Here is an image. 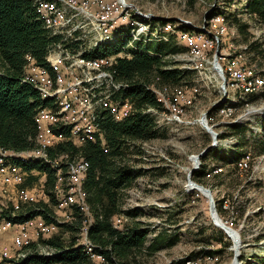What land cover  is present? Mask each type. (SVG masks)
<instances>
[{"label": "rangeland", "instance_id": "1", "mask_svg": "<svg viewBox=\"0 0 264 264\" xmlns=\"http://www.w3.org/2000/svg\"><path fill=\"white\" fill-rule=\"evenodd\" d=\"M97 1L114 6L115 12L124 11L121 13L124 21H116L115 32L107 36L100 35L92 24L84 27L85 41L91 38L92 43L102 42L114 37L113 41L106 43L114 44L120 37H125L127 43L120 51L125 56L133 50L144 51V47L137 46L139 42H170L173 37V42L185 47L186 51L166 56L164 59L170 62L166 68L193 71L187 82L167 85L163 89L154 86L157 100L164 108L156 121L157 127H162L159 137L149 142L133 143L119 159L121 164L141 170L132 183L121 190L119 197L123 210L138 209L139 214L132 216L124 212L127 220L117 217L114 226L120 228L122 222L130 226L140 225L148 230L146 245L158 234L177 238L173 245L155 251L143 247L131 252L128 263L184 264L204 255L202 264H237L235 249L239 244L240 264H264V24L246 12L247 0ZM99 3L91 4L92 14L99 12ZM218 13H224L226 17ZM71 19L77 27L80 22L84 24L80 15ZM155 20L158 22L152 24ZM162 20L166 23L161 24ZM240 24L248 28L240 29ZM169 26L170 33H166L165 28ZM72 27V31L78 29ZM193 27L208 31L203 34ZM179 31L189 32L192 40L181 38ZM157 46L156 43L150 45L153 50ZM193 48L203 55L193 54ZM216 55L219 68L214 64ZM243 75L252 80V85ZM168 97H172V108L171 102L166 100ZM223 98H226L223 107L208 119L209 111ZM222 109L227 112L222 114ZM203 113L208 126L217 132L216 139L202 124ZM122 117L121 113L119 121L125 118ZM234 126H241V129H234ZM220 133H225L224 139H219ZM208 146L211 149L197 159V155ZM235 152L239 157L245 154L242 161H238L243 166L231 159ZM202 165L205 168L199 183L193 179V174ZM191 169L194 171L190 174ZM36 179H44L41 182L43 195L46 176L36 171ZM25 183L27 186L23 187ZM197 184L211 189L215 213L210 197ZM27 187H33V180H25L18 191L28 190ZM43 197L38 201L48 204V196ZM219 205L223 210H218ZM215 216L221 226L225 223L233 231L227 232L219 226ZM79 230L64 227L58 233L70 242L78 236ZM232 234L237 238V246ZM83 237L82 234L79 243ZM219 239L222 242H218ZM223 241L228 244L226 247ZM203 248L221 252H202L200 255ZM47 253L50 252L45 249L38 252L39 255ZM241 254H244L243 260H240Z\"/></svg>", "mask_w": 264, "mask_h": 264}, {"label": "trees", "instance_id": "2", "mask_svg": "<svg viewBox=\"0 0 264 264\" xmlns=\"http://www.w3.org/2000/svg\"><path fill=\"white\" fill-rule=\"evenodd\" d=\"M245 10L264 24V0H247ZM218 14L225 16L224 13ZM170 21L174 23L171 19ZM157 22L152 21V24ZM165 23L164 20L161 21V24ZM239 28H248V26L240 24ZM182 29H188V27H182ZM206 30L202 33L206 34ZM59 38L43 25L33 0H0V149L19 153L38 147L35 116L38 110L48 106L49 102L43 101L40 92L31 83L24 81V72L25 67L33 61L35 65L38 63L43 65L51 80H54L55 71L47 61V57L50 48L59 41ZM125 39L120 37L114 44H100L85 57L91 59L117 55L126 45ZM173 39L172 37L170 42L150 41L147 44L139 42L137 46L144 47L146 52L133 50L131 58L118 59L112 70L114 79L123 87L115 100L118 99L119 101H116L120 103L133 101L128 102L130 109L132 105V110L131 114L129 113L130 115L128 114L122 121H115L106 112L100 113V126L104 130L106 139L105 147L100 141H89L80 147L70 142L58 144L48 151L51 158L68 154L71 162L78 159H84L87 162L89 169L84 193L95 218L87 237L94 252L104 257L105 264H129L128 257L131 252L141 250L143 247L155 251L165 245H173L177 239L158 234L149 245H146L148 230L138 224L130 226L125 222L117 228L113 222L117 217H124L127 220L125 213L132 216L139 214L138 209L123 210L119 197L121 190L128 187L141 170L121 164L119 159L125 155L126 149L132 147L133 143L149 142L159 137L162 127L158 128L156 121L164 108L157 100L154 86L157 89H163L167 85L181 84L187 82V78L193 73L189 69L166 68L170 64L164 59L166 56L186 51L185 47H180L173 42ZM152 43L158 44L155 50L150 47ZM75 47L78 46L75 45ZM222 107L223 105L211 109L208 119L213 118V115ZM235 128L239 130L241 126H234ZM55 132L61 134L63 131L55 129ZM224 138L225 133H220L219 139ZM244 156L245 154L239 157L235 152L231 159L237 163ZM24 168H36L38 172L46 176L43 192L49 199L48 204L45 201L35 204L32 208L36 210L31 211L27 218L41 215L47 223L54 222L56 197L53 191L56 184V171L49 165L39 162H31ZM204 168L205 165H202L193 174V179L199 183L200 176L204 174ZM26 183L23 187L27 186ZM77 209V207L73 208L70 223L59 226L76 232L80 229L78 236L66 242L58 231L44 238L39 245L53 250L55 254L49 257L39 255L38 244L32 245L31 250L36 253L26 261V264H94L79 243L85 220ZM218 210H223L222 205L218 206ZM73 217L76 218L74 221ZM24 220L25 217H20L13 221L23 222ZM220 239L217 241L222 242ZM223 242L226 247L228 244L226 241ZM202 252L215 253L221 250L203 248L199 254H203ZM243 258L244 254H241L240 260Z\"/></svg>", "mask_w": 264, "mask_h": 264}, {"label": "bare ground", "instance_id": "3", "mask_svg": "<svg viewBox=\"0 0 264 264\" xmlns=\"http://www.w3.org/2000/svg\"><path fill=\"white\" fill-rule=\"evenodd\" d=\"M33 2L43 25L51 30L54 35H60L62 37L60 42L55 43L50 48L47 57V61L55 71V78L51 80L48 71L43 68V71L47 74L48 86L47 88H40L35 82L26 81L28 77L34 76L37 65H35L33 61H30L25 67L24 81L31 83L40 92L41 99L45 102H49V105L39 109L35 116V123L38 130L36 138L38 147L36 149L19 153L0 149V177H6L10 173L18 172V166L24 167L31 162L49 165L56 171V184L53 191L56 197V203L54 205V222L47 223L41 215L27 218V216H30L29 214L31 211L34 212V210H36V208L32 207L39 202L38 199H44V197L27 199V192L29 190H17L18 201L12 203L13 214L7 215V224L19 226L17 244L13 245L10 264L26 263V261L36 253H33L31 250L32 245L35 244L39 246L37 252L45 249L50 253L43 256H53L55 252L41 247L40 241L58 232L60 228L59 225L70 223L74 207L78 208L77 210L80 211L85 220L82 233L87 240L80 242V245L83 246L92 262L105 264L104 257L94 252V248L87 237L88 230L95 219L84 193V184L87 179L89 166L84 159L71 162L68 154L51 158L48 151L58 144L51 145V142H49L47 138L48 136H57L59 138L69 137L76 141L72 142L76 147H80L89 141H100L103 146L106 144V141L104 130L100 126V113L106 112L117 121H119L121 113L123 117L129 114L130 105L128 102L133 101L130 100L120 103L114 100L123 85L114 79V72L112 70L115 66L113 56L91 59L85 57L87 53L100 44L106 45L108 41L114 40V37H111V40H103L102 42L98 40L92 43L91 38L85 41L86 35L83 31L84 27L92 24L94 28H98L97 32L100 35L107 36L110 32H115V25H117V22L111 21L108 23L106 19V16L108 18H115L114 6L99 3L100 1L97 0H33ZM98 3L100 10L97 16H93L90 12L91 4L95 5ZM105 11L106 13H104ZM76 15L82 16L84 20V24L80 22L79 19L77 20V23L80 22L78 27L71 19V17ZM218 20L221 21L220 18H218ZM133 23L129 24L133 26L135 25ZM72 26L78 29L72 31ZM169 29L170 26L166 27L165 32L170 33ZM193 29L200 31V29L204 28L193 27ZM139 32L142 31L140 30ZM179 32L182 34L181 38L188 41L192 40V35L189 32ZM200 32H205V29ZM133 36L134 35H132V37ZM162 40H164V38H162ZM75 45L78 46L77 49L73 48ZM192 53L196 54L198 57L203 55L200 50L195 48L192 49ZM121 54H123V52H121ZM121 54L119 53L117 55ZM125 56L132 57V52L131 54L127 52ZM100 60L102 62L99 64ZM243 76L245 80L252 85V80H250L249 77H245L246 75ZM225 87L226 85L224 88ZM65 105H68L70 109L66 110ZM214 107H216V104ZM221 112L223 114L227 112V110L222 109ZM66 117H68L69 123H72V125L62 124V120H66ZM55 129L63 132L57 134ZM25 180L31 179H22L18 182V187L21 186ZM7 195L8 202H15V194ZM12 195L14 197H11ZM45 195L46 194L43 193V196ZM24 205L28 207L24 208ZM30 208L32 209L29 210ZM58 213L63 214L58 215ZM20 217H25V220L23 222L13 221ZM215 219L217 224L221 226L219 223L220 220L216 216ZM30 222L31 226L35 228V236L33 238H31L32 230L29 229ZM0 225H6V218H0ZM232 237L237 246L235 234H232ZM202 256L204 255L189 259L184 264H202L204 261ZM95 259L98 260L96 261Z\"/></svg>", "mask_w": 264, "mask_h": 264}, {"label": "built area", "instance_id": "4", "mask_svg": "<svg viewBox=\"0 0 264 264\" xmlns=\"http://www.w3.org/2000/svg\"><path fill=\"white\" fill-rule=\"evenodd\" d=\"M104 13H106V11ZM93 16H97V13H93ZM106 19L108 23L111 21H124L121 20V12H115V18H108L106 16ZM119 58H131V57L121 56V55L113 56L114 65L117 64ZM101 62L102 61L100 60L99 64ZM89 65H90V61H89ZM26 81H33L37 84L38 87L47 88L48 78H47V74L43 71V65L38 63L36 66V70L34 71V76L28 77ZM126 86L129 85H125V87ZM166 100L172 103V97H168L166 98ZM173 105L174 104H172V107ZM65 108L66 110L70 109L68 105H65ZM128 113H130V111H128ZM62 124L72 125V123H69L68 117H66V120H62ZM47 140L51 142V145L76 142L74 139L69 137L59 138L57 136H48ZM238 165L243 166V163H238ZM36 171L39 170H37L36 168H24L18 166V172L10 173L6 177H0V218H6V225H0V264H10V256L12 255L13 245L17 244L19 226L7 224V215L13 214L12 203H16L18 201V197H17L18 182H20L22 179L33 180V187L27 192V199H35L36 197H43L41 191V182L44 179H36ZM7 194H15V202H8ZM29 229L32 230L31 238H33L35 236V228L31 226V222L29 223ZM83 240H87V238L84 237Z\"/></svg>", "mask_w": 264, "mask_h": 264}, {"label": "water", "instance_id": "5", "mask_svg": "<svg viewBox=\"0 0 264 264\" xmlns=\"http://www.w3.org/2000/svg\"><path fill=\"white\" fill-rule=\"evenodd\" d=\"M204 29H200V31H203ZM214 64L217 68H219L218 66V56L216 55L215 58H214ZM226 85V81H224L223 83V87ZM226 101V98H223L222 100H220L218 103H216V107H219L221 106L222 104H224ZM206 114L203 113L202 114V118H201V122L202 124L204 125V127L209 130V132L212 134L213 137H215V139L217 138L218 134L217 132H215L210 126H208V123L206 121ZM208 149H211V146H208L204 149L203 152H201L200 154L197 155V159L198 157L201 155V154H204L206 150ZM194 171V169H191L190 170V174ZM190 174H189V177H190ZM191 183L195 184L192 180H190ZM197 186H199L205 193H207V195L210 197V200H211V205H212V212L215 213V209H214V200L212 198V192H211V189L210 188H207L203 185H199L197 184ZM223 225V228L229 232V231H233L229 226H227L225 223L222 224ZM239 252H240V245L238 244L237 248L235 249V261H237L239 264L241 263L238 259V256H239Z\"/></svg>", "mask_w": 264, "mask_h": 264}, {"label": "crops", "instance_id": "6", "mask_svg": "<svg viewBox=\"0 0 264 264\" xmlns=\"http://www.w3.org/2000/svg\"><path fill=\"white\" fill-rule=\"evenodd\" d=\"M28 190H30L29 188H27ZM8 196V195H7ZM11 197H14L13 195ZM9 198V197H8Z\"/></svg>", "mask_w": 264, "mask_h": 264}]
</instances>
